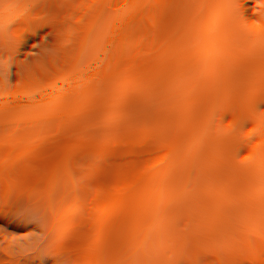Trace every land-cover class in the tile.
<instances>
[{
	"label": "trees",
	"instance_id": "obj_1",
	"mask_svg": "<svg viewBox=\"0 0 264 264\" xmlns=\"http://www.w3.org/2000/svg\"><path fill=\"white\" fill-rule=\"evenodd\" d=\"M0 264H264V0H0Z\"/></svg>",
	"mask_w": 264,
	"mask_h": 264
}]
</instances>
